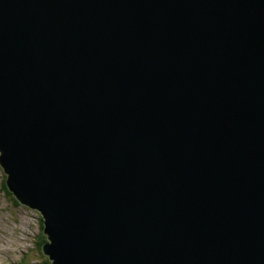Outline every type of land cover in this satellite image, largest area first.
Wrapping results in <instances>:
<instances>
[{"label":"water","instance_id":"95a60500","mask_svg":"<svg viewBox=\"0 0 264 264\" xmlns=\"http://www.w3.org/2000/svg\"><path fill=\"white\" fill-rule=\"evenodd\" d=\"M0 165L49 264H264V0H0Z\"/></svg>","mask_w":264,"mask_h":264},{"label":"rangeland","instance_id":"374dc122","mask_svg":"<svg viewBox=\"0 0 264 264\" xmlns=\"http://www.w3.org/2000/svg\"><path fill=\"white\" fill-rule=\"evenodd\" d=\"M7 180L0 165V264L49 262V256L42 251L48 239L41 227V214L22 205L8 189Z\"/></svg>","mask_w":264,"mask_h":264},{"label":"trees","instance_id":"16d2710c","mask_svg":"<svg viewBox=\"0 0 264 264\" xmlns=\"http://www.w3.org/2000/svg\"><path fill=\"white\" fill-rule=\"evenodd\" d=\"M7 187H8V185H7ZM7 187L5 186V189L7 190ZM8 189H9V187H8ZM20 202V201H19ZM20 203H22V202H20ZM26 206V205H25ZM27 207H29V206H27ZM30 208V207H29ZM32 209V208H31ZM41 219V218H40ZM41 222H42V225H41V227H42V230L44 231V225H43V220H41ZM49 262L47 261V262H45V263H42V264H48Z\"/></svg>","mask_w":264,"mask_h":264},{"label":"bare ground","instance_id":"6f19581e","mask_svg":"<svg viewBox=\"0 0 264 264\" xmlns=\"http://www.w3.org/2000/svg\"><path fill=\"white\" fill-rule=\"evenodd\" d=\"M2 253V252H1Z\"/></svg>","mask_w":264,"mask_h":264}]
</instances>
